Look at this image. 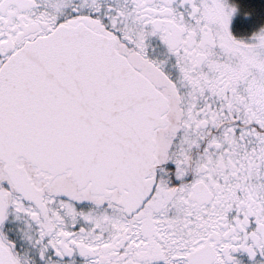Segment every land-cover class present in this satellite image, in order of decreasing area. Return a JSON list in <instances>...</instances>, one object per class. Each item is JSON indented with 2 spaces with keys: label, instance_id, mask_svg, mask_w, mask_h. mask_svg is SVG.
Wrapping results in <instances>:
<instances>
[{
  "label": "snow or ice",
  "instance_id": "obj_1",
  "mask_svg": "<svg viewBox=\"0 0 264 264\" xmlns=\"http://www.w3.org/2000/svg\"><path fill=\"white\" fill-rule=\"evenodd\" d=\"M0 264H264V0H0Z\"/></svg>",
  "mask_w": 264,
  "mask_h": 264
}]
</instances>
